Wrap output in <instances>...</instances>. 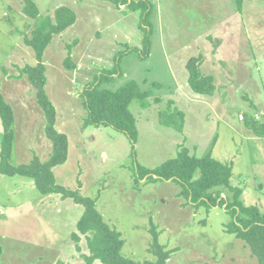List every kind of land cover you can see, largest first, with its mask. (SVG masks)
<instances>
[{"label": "rangeland", "instance_id": "obj_1", "mask_svg": "<svg viewBox=\"0 0 264 264\" xmlns=\"http://www.w3.org/2000/svg\"><path fill=\"white\" fill-rule=\"evenodd\" d=\"M31 1L38 16L59 6L75 13L43 53L55 127L69 142L66 162L53 168L56 182L95 199L102 220L121 233L125 257L154 260L156 233L170 252L167 264H257L245 243L225 232L224 205H198L181 183L146 182L138 168L160 166L180 144L197 146L196 155L231 162L243 203L264 211V0H244L242 11L235 0H146L145 15L141 0ZM27 3L0 0V90L14 113L15 165L46 161L52 152L35 88L21 73L37 64L25 43L36 28ZM203 44L211 51V75L199 66L200 77H211L206 96L193 93L183 69ZM66 57L75 68L65 67ZM110 73L109 89H132L136 141L87 119L81 94ZM83 211L70 198L40 195L30 178L0 173V264H86L90 250L77 227Z\"/></svg>", "mask_w": 264, "mask_h": 264}, {"label": "trees", "instance_id": "obj_2", "mask_svg": "<svg viewBox=\"0 0 264 264\" xmlns=\"http://www.w3.org/2000/svg\"><path fill=\"white\" fill-rule=\"evenodd\" d=\"M110 3L125 4L126 0H107ZM125 1V2H124ZM136 0L130 1V5ZM139 1V0H137ZM244 0H235L241 6ZM25 11L31 18H35L36 28L31 37H25V43L35 53L37 64L25 65L21 73L25 74L35 88L37 102L45 117V134L51 141L52 152L46 161L35 157L28 163L13 164L12 146L14 141V113L11 105L4 99L0 90V120L3 132L0 135V173L5 176L25 177L33 180L40 195L59 194L63 199L70 198L75 204L83 206L84 211L77 223L79 231L86 235L90 253L85 255L86 264H167L170 252L164 250L157 242V234L153 233L151 253L154 260L136 261L123 256L121 250L124 240L121 233L105 223L95 208V199L84 196L79 189H70L56 182L53 168L64 164L68 157V138L63 132L56 129V111L45 92L46 66L43 63V53L54 35L73 25L75 13L66 6H59L52 13L38 16L35 3L28 0ZM27 3V4H28ZM142 12L148 13L149 4L146 0L140 3ZM199 57L190 56L184 68L188 71L186 79L189 88L196 95H208L213 86L210 76L200 77ZM66 68H75L68 58ZM116 73L103 74L97 83L94 81L84 88L81 94L83 106L88 111V121L94 124H104L126 133L132 141H136L137 129L135 118L129 110L132 101V89L129 85L113 91L107 87L108 82ZM133 82V81H132ZM104 83V86L102 84ZM137 98H140L138 96ZM249 124L251 121L246 120ZM171 125L170 123H167ZM183 125L179 123L178 129ZM195 146V145H193ZM190 146L180 144L177 153L172 158L162 162L155 168H138L139 178H155L172 180L183 185L187 198L196 204L206 207L225 206L230 219L224 225L225 232L234 234L250 249L251 255L256 258L257 264H264V211L256 205H245L242 201L243 189L231 183L232 163L221 162L206 152L199 156L193 153ZM154 176H156L154 178ZM2 248L0 246V254Z\"/></svg>", "mask_w": 264, "mask_h": 264}, {"label": "crops", "instance_id": "obj_3", "mask_svg": "<svg viewBox=\"0 0 264 264\" xmlns=\"http://www.w3.org/2000/svg\"><path fill=\"white\" fill-rule=\"evenodd\" d=\"M105 1H107V0H105ZM109 2V1H108ZM121 6L122 5H124V4H120ZM236 10L237 11H242L243 10V5H241V6H236ZM204 42V41H203ZM197 45V44H196ZM202 48H204V44H203V46H202ZM202 48H200V50H198L196 53H193V56H195V57H199V66L201 67V69H203L204 70V72L203 73H205V75H211V67L208 65V62H209V58H207L206 57V55L207 54H209V53H211V51H209V52H207V50L204 48V52H203V54H201L202 53ZM198 49H199V46H198ZM205 52H207L206 54H205ZM214 53V55H215V57H216V55H217V53H215L216 51H213ZM187 60V59H186ZM185 60H184V62H183V64H185ZM184 69V73H185V75H187V72H186V69L185 68H183ZM241 72V71H240ZM181 74H182V72H181ZM182 76V75H181ZM187 77V76H186ZM244 85V83H242V86ZM182 89V88H181ZM213 89V88H212ZM183 90V89H182ZM212 91V90H211ZM204 96H206V95H204ZM156 99V98H155ZM154 99V100H155ZM170 103V102H169ZM257 116L258 115H255V117H251V118H249V121H251V120H253V121H257L258 120V118H257ZM250 123H252V122H250ZM249 123V124H250ZM247 122H246V125L248 126L249 125ZM261 127V126H260ZM264 133H261V135H263ZM13 148H14V141H13V146H12V155H13ZM212 154V153H211Z\"/></svg>", "mask_w": 264, "mask_h": 264}, {"label": "built area", "instance_id": "obj_4", "mask_svg": "<svg viewBox=\"0 0 264 264\" xmlns=\"http://www.w3.org/2000/svg\"><path fill=\"white\" fill-rule=\"evenodd\" d=\"M240 118H242V115H240Z\"/></svg>", "mask_w": 264, "mask_h": 264}]
</instances>
